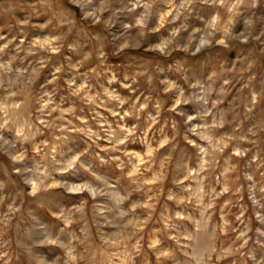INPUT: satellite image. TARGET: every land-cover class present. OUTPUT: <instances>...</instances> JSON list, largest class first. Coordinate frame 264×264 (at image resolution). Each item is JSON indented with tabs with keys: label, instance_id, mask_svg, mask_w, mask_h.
<instances>
[{
	"label": "rangeland",
	"instance_id": "374dc122",
	"mask_svg": "<svg viewBox=\"0 0 264 264\" xmlns=\"http://www.w3.org/2000/svg\"><path fill=\"white\" fill-rule=\"evenodd\" d=\"M0 264H264V0H0Z\"/></svg>",
	"mask_w": 264,
	"mask_h": 264
},
{
	"label": "trees",
	"instance_id": "16d2710c",
	"mask_svg": "<svg viewBox=\"0 0 264 264\" xmlns=\"http://www.w3.org/2000/svg\"><path fill=\"white\" fill-rule=\"evenodd\" d=\"M143 53H144V52H143ZM145 54H149V53L145 52Z\"/></svg>",
	"mask_w": 264,
	"mask_h": 264
}]
</instances>
